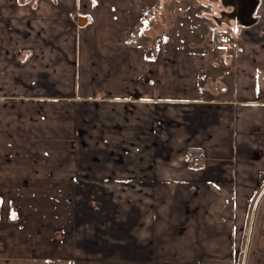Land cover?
I'll return each mask as SVG.
<instances>
[{
    "label": "crops",
    "instance_id": "1",
    "mask_svg": "<svg viewBox=\"0 0 264 264\" xmlns=\"http://www.w3.org/2000/svg\"><path fill=\"white\" fill-rule=\"evenodd\" d=\"M177 2L0 0V258L264 264V10L187 44Z\"/></svg>",
    "mask_w": 264,
    "mask_h": 264
},
{
    "label": "rangeland",
    "instance_id": "2",
    "mask_svg": "<svg viewBox=\"0 0 264 264\" xmlns=\"http://www.w3.org/2000/svg\"><path fill=\"white\" fill-rule=\"evenodd\" d=\"M213 1L215 3V6L211 7V5L213 4L212 3ZM201 3L204 6L203 10H201L199 8V9H195V10L191 9V10H188L186 12H182L183 8H182V6H180V5L186 6V2L173 3V11L174 12L179 13V11H180L181 14L186 13L188 15L187 18H185L183 20L180 18H177L178 26L175 30L173 29V31H172L173 35H174L173 37L176 40V42H179V43L180 42H186L187 44L202 43L203 42V36L206 32L209 33L211 40L213 39V37L216 36V38L219 41L223 42V41H225V39H222L223 37L224 38L230 37L229 35H227L226 32H230V30H231V33H232L233 31H236V29L243 30L244 27H239V28L226 27L223 30H220L219 28H217L218 24L215 22V20L212 18V16L213 15H219L220 14L219 11L221 9H223V4H222L221 0H211V1L207 0L205 3L203 1L199 2V0H198L196 5H202ZM178 6H180V8L178 9V11H175ZM259 9L260 10L257 12V14H255V16L257 15V17H260L261 14L263 13L264 8L262 7V3L260 5ZM203 12H205V14ZM207 13L210 14L208 16L209 18H206V16H205ZM199 14H201L202 16L200 17ZM239 38L240 37L238 35L236 37H234V39H239ZM220 44H222V43H220ZM85 196L89 200V202L95 203L97 201V204L99 206L102 205L101 206L102 208L107 206V204L103 202L102 198L99 199V194H87L86 193ZM0 264H15V263H8L5 260H0ZM47 264H51V263L48 262Z\"/></svg>",
    "mask_w": 264,
    "mask_h": 264
},
{
    "label": "water",
    "instance_id": "3",
    "mask_svg": "<svg viewBox=\"0 0 264 264\" xmlns=\"http://www.w3.org/2000/svg\"><path fill=\"white\" fill-rule=\"evenodd\" d=\"M221 1L225 7H234L235 10H237L236 14H238L239 17L242 16V19L240 18V21H238V24H240L242 27L250 28L258 24L259 17L255 16V14L261 5V0H221ZM234 14L235 12L231 13V17H233ZM86 23H87V17L82 16L79 19V24L81 26H84Z\"/></svg>",
    "mask_w": 264,
    "mask_h": 264
},
{
    "label": "flooded vegetation",
    "instance_id": "4",
    "mask_svg": "<svg viewBox=\"0 0 264 264\" xmlns=\"http://www.w3.org/2000/svg\"><path fill=\"white\" fill-rule=\"evenodd\" d=\"M222 2V1H221ZM262 3V0H261ZM218 9V8H217ZM260 9H258L259 11ZM257 11V12H258ZM235 12L234 16L231 17V13ZM256 12V14H257ZM219 15H213L212 18L215 20V22L218 24L217 28H219L220 30L225 29L226 27H231V28H239L242 27L240 24H238V21H240V18L242 19V16L239 17L237 13V10H235L234 7H225L223 5V9H221L219 11ZM257 16V15H256ZM226 20V21H224ZM91 193V192H90ZM105 196V195H103ZM14 207L10 209V216L12 217V219L14 220L13 222L15 223L17 219V217H14ZM0 260H5L8 263H15V264H23L22 260H10V259H5V258H0Z\"/></svg>",
    "mask_w": 264,
    "mask_h": 264
},
{
    "label": "built area",
    "instance_id": "5",
    "mask_svg": "<svg viewBox=\"0 0 264 264\" xmlns=\"http://www.w3.org/2000/svg\"><path fill=\"white\" fill-rule=\"evenodd\" d=\"M188 160L194 169H199L200 163L204 160V157L200 153H191Z\"/></svg>",
    "mask_w": 264,
    "mask_h": 264
},
{
    "label": "trees",
    "instance_id": "6",
    "mask_svg": "<svg viewBox=\"0 0 264 264\" xmlns=\"http://www.w3.org/2000/svg\"><path fill=\"white\" fill-rule=\"evenodd\" d=\"M207 15V14H206ZM212 41H215L216 42V36L213 37ZM190 163V162H189ZM191 164V163H190ZM192 165V164H191Z\"/></svg>",
    "mask_w": 264,
    "mask_h": 264
}]
</instances>
